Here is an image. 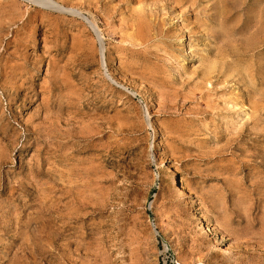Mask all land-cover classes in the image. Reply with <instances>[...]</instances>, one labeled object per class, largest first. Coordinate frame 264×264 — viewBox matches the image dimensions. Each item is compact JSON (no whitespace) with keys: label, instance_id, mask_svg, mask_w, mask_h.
I'll use <instances>...</instances> for the list:
<instances>
[{"label":"rangeland","instance_id":"obj_1","mask_svg":"<svg viewBox=\"0 0 264 264\" xmlns=\"http://www.w3.org/2000/svg\"><path fill=\"white\" fill-rule=\"evenodd\" d=\"M52 1L0 0V264H264V0Z\"/></svg>","mask_w":264,"mask_h":264},{"label":"bare ground","instance_id":"obj_2","mask_svg":"<svg viewBox=\"0 0 264 264\" xmlns=\"http://www.w3.org/2000/svg\"><path fill=\"white\" fill-rule=\"evenodd\" d=\"M26 1V0H25ZM33 2L34 3H36L37 5H39L40 7H42V8H44V9H58V4L57 3H55L54 1H52V0H33ZM61 2V1H60ZM179 2V1H178ZM181 2V1H180ZM182 2H183V0H182ZM33 3V4H34ZM87 4V3H86ZM182 4V3H181ZM104 6V5H103ZM113 6V5H112ZM171 6V5H170ZM136 7V6H135ZM135 7H133V8H135ZM193 7V6H192ZM24 8V7H23ZM86 9V8H85ZM185 9V8H184ZM98 10V9H97ZM137 11H139V10H137ZM186 11V10H185ZM192 11V10H191ZM64 13V12H63ZM132 13V12H131ZM133 14V13H132ZM189 14V13H188ZM160 15V14H159ZM196 15V14H195ZM102 16V15H101ZM132 16V15H131ZM141 16V15H140ZM146 16H148V15H146ZM149 16H151V15H149ZM194 17V16H193ZM87 18V17H86ZM92 18V17H91ZM164 18V17H163ZM226 18V17H225ZM14 20V19H13ZM96 21V20H95ZM164 21V20H163ZM176 21V20H175ZM239 22V21H238ZM43 23V22H42ZM165 23V22H164ZM249 24V23H248ZM202 25V24H201ZM250 25V24H249ZM120 27V26H119ZM93 28V27H92ZM137 29V28H136ZM137 31V30H136ZM97 32H98V30H97ZM96 33V32H95ZM73 34V33H72ZM7 35V34H6ZM97 35V34H96ZM95 36V35H94ZM195 36H197V35H195ZM99 37V36H98ZM91 38V37H90ZM97 38V37H96ZM10 41V40H9ZM91 41V40H90ZM97 41H98V43H99V46H100V54H101V56H103V49H102V47H101V42H100V40H98V38H97ZM255 41H256V39H255ZM89 42V41H88ZM92 42V41H91ZM136 43V42H135ZM139 43V42H138ZM141 45V44H140ZM89 47V46H88ZM71 53V52H70ZM195 57V56H194ZM100 60H102V59H100ZM99 61V60H98ZM132 61V60H131ZM216 61V60H215ZM251 61V60H250ZM209 62V61H208ZM54 65V64H53ZM213 65V64H212ZM238 65V64H237ZM209 67V66H208ZM212 67V66H211ZM202 71H203V69H202ZM246 71V70H245ZM63 72V71H62ZM204 72V71H203ZM248 72V71H247ZM246 72V73H247ZM233 74V73H232ZM235 74V73H234ZM243 76V75H242ZM236 78V77H235ZM102 82V81H101ZM253 82V81H252ZM197 83H198V81H197ZM46 84V83H45ZM255 85V84H254ZM241 86V85H240ZM214 89V88H213ZM217 89V88H216ZM206 90V89H205ZM251 93V92H250ZM236 94V93H235ZM220 95V94H219ZM264 97V96H263ZM207 100V99H206ZM216 104V103H215ZM213 105V104H212ZM230 107V106H229ZM257 108V107H256ZM199 110V109H198ZM255 114V113H254ZM51 119V118H50ZM78 121V120H77ZM44 124V123H43ZM59 126V125H58ZM92 135V134H91ZM78 136V135H77ZM230 136V135H229ZM7 149V148H6ZM9 153V152H8ZM9 160V159H8ZM7 160V161H8ZM57 165V164H56ZM67 169V168H66ZM64 170V169H63ZM66 171V170H65ZM101 173V172H100ZM163 173L165 174V175H167L168 177H172V178H174V181H177L179 184H180V180L167 168V167H165L164 168V170H163ZM66 174V173H65ZM57 177V176H56ZM60 177V176H59ZM83 177V176H82ZM95 178V177H94ZM1 179V178H0ZM179 188L181 189V190H183V186H181V185H179ZM91 189V188H90ZM184 194V193H183ZM182 194V195H183ZM88 199V198H87ZM42 204V203H41ZM75 209V208H74ZM93 211V210H92ZM61 215V214H60ZM69 215V214H68ZM69 218V217H68ZM82 218H83V216H82ZM203 223V222H202ZM207 229V232H208V236H212L213 235V237L215 236L214 235V231H213V229H210V227L207 225V227H206ZM217 239L218 240V237H214V239ZM215 239V240H216ZM217 240H216V242H217ZM219 242H220V247L222 246V247H224V249H230V245L229 244H227L226 242H224V240H222V239H219ZM95 244H96V242H95ZM231 244V243H230ZM234 245V244H233ZM84 247V246H83ZM87 249V248H86ZM103 249V248H102Z\"/></svg>","mask_w":264,"mask_h":264}]
</instances>
